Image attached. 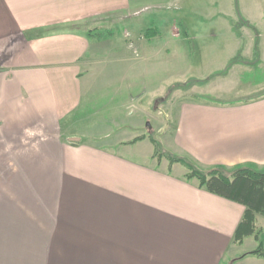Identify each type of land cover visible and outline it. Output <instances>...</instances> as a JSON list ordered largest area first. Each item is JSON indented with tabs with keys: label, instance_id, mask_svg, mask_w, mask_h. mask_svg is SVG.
<instances>
[{
	"label": "crops",
	"instance_id": "0c3cea01",
	"mask_svg": "<svg viewBox=\"0 0 264 264\" xmlns=\"http://www.w3.org/2000/svg\"><path fill=\"white\" fill-rule=\"evenodd\" d=\"M244 1L239 17L264 33V2ZM131 5L0 0V264H264L250 255L259 246L254 236L245 231L235 242L246 208L186 179L182 165L161 168L148 139L84 141L76 133L92 35L124 21ZM244 27H231L237 51L230 61L245 53ZM141 42L133 52L144 60L149 49ZM154 49L169 58L170 71L191 61L182 43ZM207 53L200 51L199 64ZM172 138L174 151L201 169L264 170V97L184 103Z\"/></svg>",
	"mask_w": 264,
	"mask_h": 264
},
{
	"label": "rangeland",
	"instance_id": "374dc122",
	"mask_svg": "<svg viewBox=\"0 0 264 264\" xmlns=\"http://www.w3.org/2000/svg\"><path fill=\"white\" fill-rule=\"evenodd\" d=\"M130 3L132 5L124 21L113 24V28L106 25L102 32L92 35V45H97L90 54L87 77L83 80L88 88L74 122L78 128L76 133L84 137V141L106 137L112 141H132L136 137L153 134L164 152L181 157L172 148V132L182 104L200 101L196 97L202 95L213 96L221 104L262 97L264 83L257 84L255 80L264 78V75L251 71L257 66L264 69V54L260 48V44H264V40L260 41V34L264 33L251 27L248 31L249 27H244L245 53L241 50L237 60H245L249 64L228 68L229 58L237 51L230 33L231 22L235 26L244 22L236 11L238 0H130ZM244 4L247 6L248 1ZM220 14L226 16L220 18ZM239 29L241 27L234 28L236 32ZM161 35L164 37L162 41L158 40ZM98 38L102 39L99 41ZM140 41L149 49L144 51V60L139 51V56L133 52ZM252 42L254 50H250ZM180 43L185 45L188 53L191 51V61L188 57L178 65L172 64V71L167 70L169 58H165L163 52L159 57V50L154 48L167 44L169 49H173ZM125 44L131 50H126ZM203 46L209 50H202ZM200 51L208 52V58L205 57L202 64H199ZM221 66L224 69L219 75L212 74ZM222 72H227V75H221ZM248 72L250 75H245ZM200 73L204 80L197 79ZM242 78L249 81L243 83ZM198 81L207 83L197 84ZM189 82H192L189 89L178 87ZM143 95L145 98L139 106L130 104L132 99ZM128 126L135 128L130 130ZM166 162V159L162 160L160 167L164 168ZM256 217V230L263 236L264 216ZM249 244H253V240Z\"/></svg>",
	"mask_w": 264,
	"mask_h": 264
},
{
	"label": "trees",
	"instance_id": "16d2710c",
	"mask_svg": "<svg viewBox=\"0 0 264 264\" xmlns=\"http://www.w3.org/2000/svg\"><path fill=\"white\" fill-rule=\"evenodd\" d=\"M231 25L234 29L236 26L239 28L244 25L248 26V23L243 22L242 24L239 23L235 26L234 23L231 22ZM252 29L256 31L254 28ZM239 56L240 53L231 60L228 68L236 64H249L245 60L238 61L237 57ZM259 64L260 63H258V65ZM253 70L255 71L254 73L264 75V70H261L258 66L254 67ZM220 74L226 76L227 72H222ZM248 74L249 73H245V75ZM216 75H219V73H217ZM248 81L249 80L242 78L243 83H247ZM255 81L257 84H260L264 82V78ZM191 83L192 82H189L187 83V85L180 84L178 87L189 89ZM196 83L205 84L207 82L198 81ZM262 97H264V94H262ZM196 98L200 101L221 104L218 102V100L210 95L197 96ZM240 102L242 101L232 102L229 104ZM145 139H148L153 144L155 149V158L158 161L166 159L169 162L170 166L176 164L182 165L187 170L186 179H188L189 181L197 180L199 182L200 188L206 190L207 192L244 206L246 208V212L243 221L237 230L235 242L240 243L243 239L244 232L246 231V234L248 236H254L255 239L259 242L258 248L254 252L250 253V255L264 257V235H260L255 227L256 216H264V170H259L254 167H240L234 170H227L223 167H218L204 170L199 168L193 161L188 158L178 157L173 154L164 152L162 145L155 137H153V134H148V136L137 138L132 142V144L143 141Z\"/></svg>",
	"mask_w": 264,
	"mask_h": 264
},
{
	"label": "built area",
	"instance_id": "2783aa9c",
	"mask_svg": "<svg viewBox=\"0 0 264 264\" xmlns=\"http://www.w3.org/2000/svg\"><path fill=\"white\" fill-rule=\"evenodd\" d=\"M127 37H129V35L127 34Z\"/></svg>",
	"mask_w": 264,
	"mask_h": 264
}]
</instances>
